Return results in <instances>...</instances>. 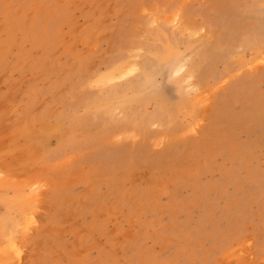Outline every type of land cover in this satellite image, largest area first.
Masks as SVG:
<instances>
[{
	"label": "rangeland",
	"instance_id": "1",
	"mask_svg": "<svg viewBox=\"0 0 264 264\" xmlns=\"http://www.w3.org/2000/svg\"><path fill=\"white\" fill-rule=\"evenodd\" d=\"M0 264H264V0H0Z\"/></svg>",
	"mask_w": 264,
	"mask_h": 264
},
{
	"label": "clouds",
	"instance_id": "2",
	"mask_svg": "<svg viewBox=\"0 0 264 264\" xmlns=\"http://www.w3.org/2000/svg\"><path fill=\"white\" fill-rule=\"evenodd\" d=\"M192 89H189V91H191ZM178 94V93H177Z\"/></svg>",
	"mask_w": 264,
	"mask_h": 264
},
{
	"label": "bare ground",
	"instance_id": "3",
	"mask_svg": "<svg viewBox=\"0 0 264 264\" xmlns=\"http://www.w3.org/2000/svg\"><path fill=\"white\" fill-rule=\"evenodd\" d=\"M131 73V72H130ZM126 75V74H125ZM122 77H123V75H122Z\"/></svg>",
	"mask_w": 264,
	"mask_h": 264
}]
</instances>
